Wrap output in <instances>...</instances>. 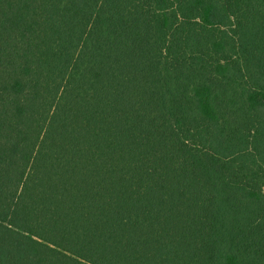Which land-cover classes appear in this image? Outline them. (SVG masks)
Wrapping results in <instances>:
<instances>
[{
    "label": "trees",
    "instance_id": "1",
    "mask_svg": "<svg viewBox=\"0 0 264 264\" xmlns=\"http://www.w3.org/2000/svg\"><path fill=\"white\" fill-rule=\"evenodd\" d=\"M0 264H264V0H0Z\"/></svg>",
    "mask_w": 264,
    "mask_h": 264
}]
</instances>
